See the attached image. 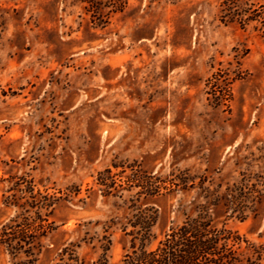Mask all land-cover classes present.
Here are the masks:
<instances>
[{"label": "rangeland", "instance_id": "rangeland-1", "mask_svg": "<svg viewBox=\"0 0 264 264\" xmlns=\"http://www.w3.org/2000/svg\"><path fill=\"white\" fill-rule=\"evenodd\" d=\"M197 217L264 264V0H0V264H127Z\"/></svg>", "mask_w": 264, "mask_h": 264}, {"label": "trees", "instance_id": "trees-1", "mask_svg": "<svg viewBox=\"0 0 264 264\" xmlns=\"http://www.w3.org/2000/svg\"><path fill=\"white\" fill-rule=\"evenodd\" d=\"M230 234L197 217L172 231L154 250L136 253L127 264H235L230 246L235 239Z\"/></svg>", "mask_w": 264, "mask_h": 264}]
</instances>
